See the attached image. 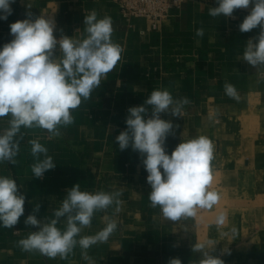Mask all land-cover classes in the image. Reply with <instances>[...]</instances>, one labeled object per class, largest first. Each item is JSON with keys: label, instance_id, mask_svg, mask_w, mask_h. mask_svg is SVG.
<instances>
[{"label": "crops", "instance_id": "1", "mask_svg": "<svg viewBox=\"0 0 264 264\" xmlns=\"http://www.w3.org/2000/svg\"><path fill=\"white\" fill-rule=\"evenodd\" d=\"M216 6L217 0H186L153 31L146 20L123 19L113 0L11 4L12 14L0 19V48L13 39L10 24L28 18V12L33 20L41 15L53 19L59 39L79 38L85 16L95 11L98 18L111 17L112 40L123 53L91 98L72 110L75 122L61 128L60 137L40 128H22L17 163L0 164V175L14 178L26 196L19 222L12 229L0 226V264H169L174 258L194 264L202 258L192 251L197 242L224 264H264V69L241 58L247 41L258 36L260 28L239 30L252 5L235 9L231 17L213 18L208 12ZM198 28L204 29L202 38L196 36ZM225 83L235 86L239 100L225 94ZM157 88L168 89L174 99L191 101L182 116L161 114L173 123L166 152L170 155L183 140L198 136H207L214 145L210 190L219 193L220 201L213 209L198 210L194 218L166 220L159 207H150L143 158L130 146L121 151L116 141L127 127L128 109L143 105ZM8 119L0 118V131L8 127ZM32 139L47 147L56 162L43 178L31 172ZM77 183L82 191H122L119 213L114 212L115 205L96 212L91 227L80 236L94 235L111 219L117 230L106 243L87 250L90 260L83 259L78 246L66 260L23 251L18 241L37 230L24 222L35 205H40L38 219L51 217ZM220 212L227 219L217 227Z\"/></svg>", "mask_w": 264, "mask_h": 264}, {"label": "clouds", "instance_id": "2", "mask_svg": "<svg viewBox=\"0 0 264 264\" xmlns=\"http://www.w3.org/2000/svg\"><path fill=\"white\" fill-rule=\"evenodd\" d=\"M14 2L0 0V19L7 20L12 14ZM217 4L209 8L208 14L213 18L231 17L235 9L252 5L239 30L249 32L259 27L260 31L247 41L241 58L259 66V70L264 69V0H217ZM27 16L10 24L13 39L0 48V118H9L8 127L0 131V164L17 163L15 158L24 139L22 128H40L52 137H60V129L75 122L72 110L91 98L123 53V48L112 40L113 21L109 16L98 18L92 11L85 16L79 38L61 35L59 39L54 35L53 19L41 15L33 20L31 12ZM196 36L202 38L204 29H196ZM224 90L230 98L239 100L234 85L225 83ZM190 103L187 97L174 99L168 89H154L143 105L128 109L127 127L116 137L121 151L130 146L143 158L151 187L150 207H159L161 215L171 221L194 218L198 210L213 209L220 201L219 193L210 190L214 145L207 136L183 140L170 155L165 150L167 137L174 132L173 123L162 119L161 114L182 116L184 106ZM28 143L35 160L31 172L34 177L43 178L56 162L38 139ZM20 189L14 178L0 175V226L4 228L12 229L24 214L26 196ZM121 196L120 190L82 191L77 183L67 190L51 217L38 219L40 205H35L24 222L37 230L19 240L18 246L25 252L61 260H66L78 246L83 259L90 260L87 250L106 243L117 230V222L109 220L94 235L80 233L91 227L96 212L115 205L114 212L119 213ZM226 219V213L220 212L215 220L217 227L223 226ZM61 224L63 227L58 226ZM231 231L236 233V228ZM209 249L199 242L192 245V251L202 257L194 264H224ZM169 264H181V260L174 258Z\"/></svg>", "mask_w": 264, "mask_h": 264}, {"label": "built area", "instance_id": "3", "mask_svg": "<svg viewBox=\"0 0 264 264\" xmlns=\"http://www.w3.org/2000/svg\"><path fill=\"white\" fill-rule=\"evenodd\" d=\"M125 20L143 19L155 31L170 11L179 10L186 0H113Z\"/></svg>", "mask_w": 264, "mask_h": 264}]
</instances>
